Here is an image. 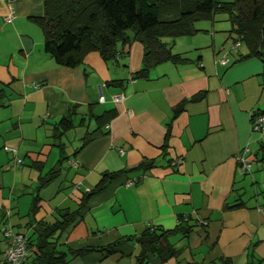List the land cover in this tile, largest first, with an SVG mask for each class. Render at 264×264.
<instances>
[{"label":"crops","instance_id":"1","mask_svg":"<svg viewBox=\"0 0 264 264\" xmlns=\"http://www.w3.org/2000/svg\"><path fill=\"white\" fill-rule=\"evenodd\" d=\"M8 4L10 22L4 20ZM42 11V0H0V226L26 237L29 220L51 221L58 209L74 210L102 172L153 159L136 183L127 180L138 174H119L87 200L58 248L95 250L64 264H137V237L149 226L172 230L179 218L190 229L167 236L177 253L163 264H218L219 258L264 264V127L249 125L250 115L264 110V50L262 57L241 58L243 46L229 49L228 33L216 34L205 19L194 24L193 35L174 38L172 50L189 59L182 64L161 62L133 78L142 46L132 41L113 60L89 52L65 67L42 49L31 20ZM224 54L229 61L221 65ZM199 92L201 99L173 114L179 101ZM71 105L73 126L54 145L51 126ZM95 128L101 133L82 144ZM243 148L251 164L244 172L237 162ZM61 155L69 163L63 160L57 175L35 190ZM6 247L0 231V264H7Z\"/></svg>","mask_w":264,"mask_h":264},{"label":"trees","instance_id":"2","mask_svg":"<svg viewBox=\"0 0 264 264\" xmlns=\"http://www.w3.org/2000/svg\"><path fill=\"white\" fill-rule=\"evenodd\" d=\"M42 4V14L31 17V20L41 31L43 51L60 66H77L89 52H96L103 61L113 60L120 54L122 47L132 41L139 42L142 46L140 66L132 73L133 78L146 76L149 68L161 62L182 64L189 59L183 53L172 50L174 38L193 35L197 32L194 22L212 20L215 12L227 14L229 23L227 33L228 38L231 39L229 49L243 46L246 52L240 56L241 58L263 56L264 0L225 2L216 0H42ZM224 56L227 57L228 62V55L224 54ZM120 81H111V83H120ZM201 98L202 92H199L189 99L179 101L173 107V114L181 111L186 102ZM75 108L76 105H71L67 112L52 124L50 135L54 145H60L59 141L63 133L73 126L72 115L75 114ZM258 113L264 114V110ZM96 133H101V130L95 128L93 131L86 132L82 144L90 141ZM4 147L10 152L8 148L14 149ZM259 152L260 160L263 161L264 147H260ZM14 159L15 164L20 162L19 158H17L19 162ZM65 159L69 163L68 156L61 155L52 168L39 176L35 190L57 175L60 164ZM248 162L247 170L249 171L251 164L249 160ZM71 163H74L73 160L70 161ZM32 164L37 163L32 162ZM154 166L153 159H143L135 166L126 169L102 172L97 183L82 192L79 204L74 210L58 209L51 221L31 222L29 220L28 223H33L32 230L26 237L23 236L26 255L18 264H64L78 255L95 250L93 247L58 248L61 245L58 239L65 228L78 217L79 211L87 200L102 190L110 180L122 173L129 176L130 174L140 175L127 180L130 184H134ZM37 198V195L33 196L29 206L31 219L37 208ZM189 229L190 226L186 221L180 218L179 223L172 230L164 231L149 226L136 239L138 247L135 254L136 263L151 264L149 259L152 256L159 260L158 264H163L174 257L177 250L168 242L167 236L175 231L186 234ZM102 249L98 248V250ZM217 262L231 264L228 258H219ZM7 264L10 263L7 262Z\"/></svg>","mask_w":264,"mask_h":264},{"label":"built area","instance_id":"3","mask_svg":"<svg viewBox=\"0 0 264 264\" xmlns=\"http://www.w3.org/2000/svg\"><path fill=\"white\" fill-rule=\"evenodd\" d=\"M7 1V3H9L11 0H5ZM8 8V12L4 17V20L6 22H10V20L12 19L13 15H14V11L12 9V7L8 4L7 5ZM218 62L220 64H225L227 63V57L222 55ZM98 100H102V96L99 95L98 96ZM113 100H117L118 97H112ZM249 125H250V129L254 130V131H258L260 129H262L264 127V114L261 115H255L252 114L249 117ZM9 150L14 151V149H10ZM247 148H243V150L239 153V155H237V162L239 163V168L241 171H247L248 167H249V162L247 160V158L245 157L244 153L246 152ZM16 162H19V159L15 158L14 159ZM0 231L2 233V236L6 239L7 241V247L5 250V258L6 261L9 262L10 264H18L22 258L25 257L26 255V249L24 246V237L22 235H20L19 233H16L14 231H12L10 229V227L8 226V224L3 223L0 227Z\"/></svg>","mask_w":264,"mask_h":264},{"label":"rangeland","instance_id":"4","mask_svg":"<svg viewBox=\"0 0 264 264\" xmlns=\"http://www.w3.org/2000/svg\"><path fill=\"white\" fill-rule=\"evenodd\" d=\"M216 1L225 2V1H230V0H216ZM208 22H209V20H208ZM211 22H213V26H215L214 27V31H215L216 34H224L226 36V34H227L226 32L229 29V23H228V20H227V14L226 13H224V12H215L213 17H212V21ZM194 24H201V25L202 24H207V20H197V21L194 22ZM210 32H211V28H208V31L206 33L200 32L199 34H208ZM230 42H231V39L227 38V43L229 44ZM239 50H241V47L239 48ZM250 167H251V165H250Z\"/></svg>","mask_w":264,"mask_h":264}]
</instances>
